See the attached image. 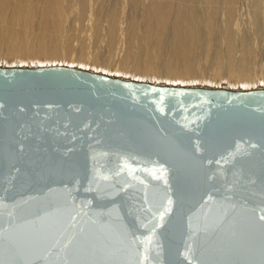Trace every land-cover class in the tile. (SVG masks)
Instances as JSON below:
<instances>
[{
    "label": "water",
    "instance_id": "water-1",
    "mask_svg": "<svg viewBox=\"0 0 264 264\" xmlns=\"http://www.w3.org/2000/svg\"><path fill=\"white\" fill-rule=\"evenodd\" d=\"M262 215L263 85L0 63V264H264Z\"/></svg>",
    "mask_w": 264,
    "mask_h": 264
},
{
    "label": "bare ground",
    "instance_id": "bare-ground-1",
    "mask_svg": "<svg viewBox=\"0 0 264 264\" xmlns=\"http://www.w3.org/2000/svg\"><path fill=\"white\" fill-rule=\"evenodd\" d=\"M90 1L91 0H0V63L6 64L8 63L7 60H9L11 61V64L9 65H12V63L14 62H18L22 65H24L25 63L28 64L38 63L41 65L43 62L45 64L48 63V61L50 62L49 64L58 63V62H53V60L54 61L68 60V64L66 65H70V64L73 65V63L75 62L74 60H76L78 64L84 65L83 64L84 58L89 57L91 59L90 55H94V54H90V55L89 53L88 55L86 54L87 45L85 44H87V42L83 41L80 38V36L83 35L86 31L88 32L90 28V30H92L90 32L91 33L93 32L94 33L93 35L96 36L94 39L98 38L99 35H101L102 37L106 36L108 38L107 41L108 45L107 43L106 45L107 46L110 45L112 46V48H113V44L115 45L117 43L118 39L120 38V35L121 34L123 35L124 33L123 36H125L124 38L126 39V44H127L125 48L126 52H124L125 54L123 53L124 56L120 60L118 66L121 75L123 74L124 77L129 76L128 78H132V79H138V80L150 79V81L155 80L159 82L161 79H164L161 81L168 83H176V84L187 83L188 85L191 82L193 83V81H197L198 79L200 80V78L203 79V77H205L204 78L205 80L210 79V81L212 80L213 83L214 80L215 82L218 80V82H216V84L218 85L220 83L221 84L227 83L229 86L237 87V88H241V87L248 88L249 84L252 83L255 79V75L253 74L252 71H250L251 68L249 69L248 67L249 65L246 66L245 65L246 63L243 62V60L237 61L241 57L236 55L235 53L236 49H234L235 46L233 43V37L231 35V33L234 34V32L233 31L231 33L228 32L229 31L228 28L230 25H227V28L225 27L228 31H226L225 28L223 29L225 30L224 33L222 29L220 31L217 30L218 32H222L223 35L225 34L223 37L224 39L219 37V34L221 33L219 34L217 33L218 34L217 36V34L215 33L216 31H214L216 25H213L215 24L213 23L214 22L213 15L219 14V12L217 13V10H219L221 13V11H224L223 9L226 8L225 9L226 11L223 12V13L226 12V18H225L226 20L225 19L223 20L225 21L228 20V22H226L228 24H230V20L233 21L232 18L230 19V17H232L231 15L233 14L232 12L234 11L232 10V7L235 4V1L233 0H226L227 2L222 1V2H226L227 4V6L223 5V7L225 8L222 9L218 8V6L220 5H218L217 0L216 3H214L215 6H213L214 5L213 2H215V0L214 1L201 0L203 2V5L201 3V6L199 4L200 2L199 0L196 3L199 4L198 5L199 7H205L203 8L205 11L203 10L204 13L198 12V14L195 13V11L193 10V7L195 5L194 3L196 0H148V1L146 0L147 3L146 1L143 0L145 3L143 4V6H140L142 5L141 4L142 0H128L129 2H131L129 4L130 5L132 4V7L134 8L131 11V12L134 11V13L133 14L131 13L130 14L131 16L128 18L129 20H126V22L128 23H126L122 17L123 12L126 14L125 11L121 12L122 18H120L119 16L120 9L116 5V2H120L119 0L116 1L115 4L112 3L114 4L113 6H111L112 4H110V8H107L108 6L106 5L107 4L106 2L108 1L109 4L110 0L107 1L105 0V2L100 0L103 3V5H106V9L105 6L103 7L100 4H99L100 6H98V4L95 5L98 6L95 9V6H93L94 1L92 3ZM110 2H112V0ZM122 2L124 1L122 0ZM122 2H120L118 5L120 4L123 5ZM96 3L97 2H94V4ZM124 5L122 7L120 6L121 10L124 8ZM89 6H92L94 8H90ZM140 7H142L141 8L142 11L138 10L140 9ZM214 7L217 9L215 11L216 13L214 12L215 10ZM91 9L93 10L95 9V12H92ZM198 9L200 11V8ZM126 11L128 12L129 10ZM200 13L201 16H203L202 14H204L202 19H200L201 17L200 18L198 17ZM125 14H123V16H125ZM125 17H127V15ZM119 18L122 19V22L124 21L127 24V25L125 24L124 26L125 28L123 27L124 29L120 27L121 26L120 24L122 22L121 23L119 22L121 21L119 20ZM86 19L91 24L90 25L87 23V27L88 25L90 26L88 30L87 28L84 29L80 25L81 23L80 24L78 23V22H83L84 24L85 22H88L85 21ZM103 20L105 23H107L106 29H103L104 25L102 26V29L106 31L105 35L102 33L104 31H101V24H103L102 23ZM215 22L217 23L216 20ZM75 23H78L79 25L76 26ZM235 23L237 22L235 21ZM79 26L81 27V29L83 28V31H78V32L81 33L83 32V33L82 34L77 33V35L80 34L77 37L75 33L77 32V30H80L79 28H77ZM213 33H215L216 35ZM222 34L220 36H222ZM237 34L238 33H236V35ZM88 35L86 36L91 38L92 34H88ZM213 35L217 37L216 39L220 38L219 40L221 39L225 40V41H219L220 44L217 43V45L219 44L220 46H221V42H223V44L225 43L224 45L225 47L222 45L221 48L222 50H219L217 46L215 48L216 50L218 49L217 52H214L216 51L215 49L214 51L212 50L215 47L213 43L211 45V41H213L212 37L214 38ZM250 35L251 34H249V37ZM107 38L104 39L106 40ZM73 39L79 41V43L77 42L78 45H76V47L73 45L74 42ZM216 39L214 40L215 43L216 41H218ZM87 40H89V38ZM123 40L124 39L122 38V40L120 39L119 41H123ZM100 41L96 44L100 45ZM241 41L247 42L248 40L246 41L243 39ZM235 42L237 41L235 40ZM248 46L245 47L243 46V47L244 49L246 47L249 49L245 51L251 52L250 51L251 46L249 47ZM239 47L240 44L238 48ZM244 49H242L241 51L243 52ZM74 50H76L75 52L77 53L76 57L75 55L74 57L70 55ZM238 50H240V48ZM210 51L213 53V56H215L216 65L214 64L215 66L213 67L212 70L213 75L207 78L208 76H203L202 75L203 73L199 74L200 71H204L205 69V67L203 66L199 67V66L202 65V63H204L203 61L206 58L207 60L213 59L212 58L213 56H211L212 53ZM208 55L209 57L211 56L210 58L212 59L210 58L208 59L207 57ZM94 56H92L93 57V61H91L92 66H90L89 68L93 67L92 70L99 68L96 70H100L101 68H103L101 67V65H103L104 62L102 59L99 58V56L98 58ZM204 57L205 59L203 60ZM17 58H19L18 61H16ZM3 60H6V62ZM100 60H102V62ZM207 60L205 61L206 63L208 62ZM215 60L212 61L214 62ZM105 65H107V63ZM105 67L103 69H105ZM112 67L109 66L110 69H112ZM200 68L203 69L200 70ZM254 69L256 70V68ZM107 70L106 73L111 72L109 70L107 72ZM113 70L116 71L117 70L116 67ZM258 73L256 72V76L258 75ZM261 73L262 72H260L259 74ZM128 74H134V75L130 76ZM147 75L148 76L150 75L149 78L148 77L144 78ZM260 76L264 78L263 73ZM263 78L262 81H264ZM223 79L226 81L223 82L222 81ZM196 83L197 82H194V84ZM197 84H199V82ZM263 84L258 83L255 84V86L263 85Z\"/></svg>",
    "mask_w": 264,
    "mask_h": 264
},
{
    "label": "rangeland",
    "instance_id": "rangeland-1",
    "mask_svg": "<svg viewBox=\"0 0 264 264\" xmlns=\"http://www.w3.org/2000/svg\"><path fill=\"white\" fill-rule=\"evenodd\" d=\"M97 2L96 4H94V2ZM100 1V0H99ZM98 0L97 1H95V0H91L90 2L92 3L93 2V6H95V5H97L98 4V6H105V9H106V5L108 6L107 8H110V4H112V3H114L115 4V2L116 1H118V0H112V2H110L109 1V4H108V1L105 3L106 5H103V3L101 2V1H103V2H105V0H101L100 2H99ZM120 2H122V0H119ZM124 2H122L123 3V5H124V8L123 9H126V10H129L128 12L126 11V10H121V7L123 6L122 4H120V5H118L120 2H116V5L119 7V16H120V18H122L123 17V19H124V21L126 22V20H129L128 18L131 16L130 14L132 13H134V11L133 12H131L132 11V9H134L133 7H132V4L130 5L129 3H131V2H129L128 0H123ZM144 1H146V0H144ZM144 1L142 0V2H141V4L142 5H140V6H143V4H145L144 3ZM148 1V0H147ZM147 1H146V3H147ZM199 0H196L195 1V5H194V7H193V10L195 11V13H197L198 14V12H201V13H204V9L203 8H205V7H199L198 5L200 4V6H201V3H202V5H203V2L200 0V2H199V4L198 3H196V2H198ZM214 1V0H213ZM222 1H226V0H217V2H218V5H220V6H218V8L220 9H222V8H225V7H223V5L224 6H227V4H226V2H222ZM233 1H235V4H234V9H233V7H232V10H234L232 13V17H230V19L232 18L233 19V21L232 20H230V24H228V23H226V22H228V20L227 21H225L226 19V12L225 13H223L224 11H226L225 9H223L224 11H221V13L223 14H221L220 13V11L219 10H217L215 7H214V12L217 10V13L219 12V14L217 15V14H214L213 15V20H214V22L213 23H215V24H213V25H216L215 26V30L214 31H216L215 33L217 34H219V33H221L222 34V32H218L217 30H221L222 29V31H223V33L225 32V30L226 31H228V32H234V34L233 33H231V35H232V37H233V43H234V49H236L235 50V53H236V55H238V56H240L241 58H239V60H237V61H241V60H243V62H245L246 64V66H248L249 67V69H250V71H252L253 72V74L255 75V79H254V81L252 82V83H250L249 84V87L251 86V88L253 87V86H255V84H258V83H264V81H262V78L263 77H261L260 75L263 73L264 74V0H233ZM219 2H221V3H219ZM214 3H216V0H215V2H213V4ZM224 3V4H223ZM100 4V5H99ZM114 4H112L111 6H113ZM253 4V5H252ZM90 5H92V4H90ZM129 5V6H128ZM222 5V6H221ZM232 5H233V3H232ZM258 5V6H257ZM98 6H95V9H96V7H98ZM116 6V7H117ZM121 6V7H120ZM213 6H215V4L213 5ZM217 6V5H216ZM236 6V7H235ZM90 8H94V7H92V6H89ZM129 7V8H128ZM132 7V8H131ZM90 8H89V10H90ZM142 7H140V9H138L139 11L141 10L142 11V9H141ZM197 8V9H196ZM198 8H200V11H199V9ZM202 8V9H201ZM95 9L93 10V9H91L92 10V12H95ZM98 9V8H97ZM202 10V11H201ZM204 10V11H203ZM123 11H125L126 12V14L123 12ZM139 11H137V12H139ZM236 11V12H235ZM254 11V12H253ZM260 11V12H259ZM121 12H123L122 13V17H121ZM201 13H200V15L198 16L200 19H202V17L204 16V14H202L203 16H201ZM216 13V12H215ZM123 14H125V16L127 15V17H125V16H123ZM224 14H225V17H224ZM234 14H235V16H234ZM253 14V15H252ZM129 15V16H128ZM217 15V16H216ZM216 17V19H215V17ZM125 17V18H124ZM254 17H255V19H254ZM119 18V20H121V21H119L120 23L122 22V19H120ZM222 18V19H221ZM237 18V19H236ZM223 19H225V20H223ZM215 20L217 21V23L215 22ZM85 21H88L87 19L85 20ZM84 21V22H85ZM122 22L119 26L120 27H124L125 26V24L126 23H128V22ZM224 21V22H223ZM234 22V23H232V22ZM235 21L237 22V23H235ZM257 22V23H256ZM84 29L85 28H87V30H88V28L90 27L89 25H88V27H87V23L88 24H90V22L88 21V22H85L84 24H83V22H78ZM78 23H75L76 24V26L77 25H79ZM102 23L103 24H101V31H104V32H102L104 35L106 34L105 32V30H103V29H106V24L107 23H105L104 22V20L102 21ZM224 23H226V24H224ZM231 23H232V26H231ZM222 24V25H221ZM85 25H86V27H85ZM91 25V24H90ZM104 25V28L102 29V26ZM127 25V24H126ZM223 25H225V26H223ZM227 25H230L229 26V28H228V30L226 29L227 28ZM234 25V26H233ZM252 25H254V26H252ZM217 26H220V27H217ZM223 26V27H222ZM237 26V27H236ZM251 26V27H250ZM226 27V28H225ZM232 27V28H231ZM234 27H236V28H234ZM76 28V27H75ZM77 28H79L80 30H77V32L75 33V35H77V33H80V34H82L81 32H78V31H83V28L81 29V27L79 26V27H77ZM76 28V29H77ZM125 28V27H124ZM123 28V29H124ZM217 28V29H216ZM225 28V30H223ZM258 28V29H257ZM70 29H71V27H70ZM121 29V28H120ZM236 29V30H235ZM239 29V30H238ZM253 29V30H252ZM122 30V29H121ZM231 30V31H230ZM84 31H86V30H84ZM90 31H92V30H90V28H89V30H88V32H90ZM249 31V32H248ZM87 31L84 33V34H86V35H88V34H92L91 35V38L90 37H88V36H90V35H88V36H86V35H81L80 36V38L83 40V41H85V42H87V44H85V45H87L86 46V50H87V55H88V53H89V55L90 54H94L97 58H98V56H99V58L100 59H102L103 60V65H101V67H105V66H108V64H109V66L110 67H112V69H110L109 68V66L108 67H105V69L107 70L108 68L110 69H108L109 71H111V72H108V70H107V72L108 73H106V70L105 69H103V68H101L100 70H96V69H99V68H96L95 69V71H101V72H104L105 71V73L106 74H109V73H111L112 74V72L114 71L113 69H115V67H116V71H114L113 72V74L112 75H114V76H116L117 74V76H121V77H124V75L122 74L121 75V73H120V70H119V68H118V66H119V63H120V60L123 58V56H124V52H126V46H127V44H126V39L124 38L125 36H123L124 35V33H123V35H122V37H121V35H120V38L118 39V41L121 39L122 40V38L124 39L123 41H119V43H118V41H117V45L115 44H113V48H112V46H107L108 45V38L106 37V36H101V35H99V37L98 38H96V39H94L96 36L95 35H93L94 33L92 32H90V33H88ZM254 32V33H253ZM257 33V35H256V33ZM88 33V34H87ZM215 33H213V34H215ZM236 33H238L237 35H236ZM80 34H78V35H80ZM101 34V33H100ZM102 34V35H103ZM215 34V35H216ZM218 34H217V36H218ZM221 34H219V37L220 38H223L224 37V35L222 34V36H220ZM247 34V35H246ZM249 34H251L250 35V37H249ZM78 35H77V37H78ZM215 35H213L214 36V38L212 37V39H213V41H211V45H212V43L215 45V47H214V45H213V49H212V46H211V49L214 51V49L216 48V46H217V48L219 49V50H222L221 48H222V45L224 46L225 45V43L223 44V42H221V46L219 45L220 44V42L219 41H225V40H219L220 38H218V39H216L217 37H215ZM256 35V36H255ZM243 36V37H242ZM93 37V38H92ZM245 37V38H244ZM248 37V38H247ZM89 38V40H87V39ZM101 39V41H100V39ZM104 38H107L106 40L104 39ZM247 38V39H246ZM249 38H250V40H249ZM94 39V40H93ZM103 39V40H102ZM218 40V41H216V43L214 42V40ZM224 39V38H223ZM248 40L247 42H243V41H241V40ZM253 39V40H252ZM96 40H99L100 41V45H98V44H96V43H98L99 41H96ZM235 40L237 41V42H235ZM239 40V41H238ZM73 45L76 47V45H78V43H79V41H76V39H73ZM241 41V42H240ZM78 42V43H77ZM84 42V43H85ZM89 42H91V43H89ZM94 42V43H93ZM105 42V43H104ZM250 42V43H249ZM106 43H107V45H106ZM125 43V44H124ZM217 43H219L218 45H217ZM242 43H244V44H242ZM248 43V44H247ZM119 44V45H118ZM236 44V45H235ZM239 44H240V50H238L239 48H238V46H239ZM249 44H251V45H249ZM98 45V46H97ZM123 45V46H122ZM251 46L250 47V51L251 52H249V51H245V50H249L247 47V49L245 48L244 49V47L245 46ZM107 46V47H106ZM242 46V47H241ZM244 46V47H243ZM248 46V47H249ZM98 47V48H97ZM108 47H109V49H108ZM225 47V46H224ZM223 47V48H224ZM98 49V50H97ZM218 49L216 50V51H214V52H217L218 51ZM242 49H244L243 50V52L241 51ZM253 49H255V50H253ZM77 50V49H76ZM76 50H74L70 55L72 56V57H74V55H75V57H76ZM211 50V51H212ZM210 51V52H211ZM212 51V52H213ZM237 51V52H236ZM239 51V52H238ZM211 52V53H212ZM246 52V53H245ZM248 52V53H247ZM124 53V54H123ZM211 53H209V54H211ZM234 53V54H235ZM239 53V54H238ZM251 53V54H250ZM244 54V55H243ZM249 54H250V56H249ZM256 54V55H255ZM94 55H90L91 56V59L89 58V57H87V58H84V60H83V64L84 65H82V64H78V62L76 61V60H74L75 62L73 63V65L72 64H70V65H72V66H75V67H77V66H79V67H82L83 69H91L92 70V68H89L90 66H92V62L91 61H93V57L92 56H94ZM236 55H235V57H236ZM253 55V56H252ZM94 56V57H95ZM211 56H213V53L211 54ZM210 56V57H211ZM243 56V57H242ZM252 56V57H251ZM102 57V58H101ZM208 57V59L210 58L209 57V55L207 56ZM251 57V58H250ZM89 58V59H88ZM107 58V59H106ZM213 58V59H212ZM212 58H210V59H212V60H215V56H213ZM18 59L19 58H17L16 59V61H18ZM75 59V58H74ZM88 61H87V60ZM205 59V57L203 58V60ZM99 60V59H98ZM102 60H100L101 62H102ZM106 60V61H105ZM202 60V59H201ZM207 60V58L203 61L204 63H202V65H200L199 67H201V66H203V67H205V69H204V71H200V70H202L203 68H200V72H199V74H202L203 76H208L207 78H209L211 75H213V67L216 65L215 63H216V60L213 62L212 60H207L208 62L206 63L205 61ZM3 61H5L6 62V60H3ZM86 61V62H85ZM7 62L8 63H6V64H11V61H9V60H7ZM47 62V61H46ZM53 62H58V63H64V64H68V60H65V61H54L53 60ZM85 62V63H84ZM251 62V63H250ZM48 63H50L49 61H48ZM107 63V65H105ZM212 63V64H211ZM248 63V64H247ZM256 63V64H255ZM42 64H45L44 62L42 63ZM41 64V65H42ZM47 64V63H46ZM204 64H205V66H204ZM210 64V65H209ZM215 64V65H214ZM253 64V65H252ZM255 64V65H254ZM263 64V65H262ZM85 65H87V66H85ZM208 65V66H207ZM213 65V66H212ZM250 65H251V67H250ZM207 66V67H206ZM210 66H211V68H210ZM254 68H256V70L254 69ZM103 69V70H102ZM94 70V69H93ZM113 70V71H112ZM207 70V71H206ZM209 71V72H208ZM256 72L258 73H260V72H262L261 74H259L258 73V75L256 76ZM115 73V74H114ZM120 73V74H119ZM110 74V75H111ZM161 74V73H160ZM210 74V75H209ZM128 75H134V74H128ZM150 76V75H149ZM149 76L147 75L146 77H144V78H149ZM125 77H129V76H125ZM124 77V78H125ZM133 77V76H132ZM257 77V78H256ZM205 77H203V79L202 78H200V80L198 79L197 81H193V83L191 82V83H189V84H194V82H199V84L201 83L202 84V82H203V85H204V83H205V85H209V84H212V85H214V86H217L218 84H216V82H218V80L215 82V80H214V83H213V81L211 80L210 81V79H207V80H205L204 79ZM261 78V79H260ZM202 79V80H201ZM260 79V80H259ZM264 79V78H263ZM145 80H148V79H145ZM150 80V79H149ZM161 80H164V79H161ZM160 80V82H162ZM155 81V80H154ZM210 81V82H209ZM223 82H225L226 80H222ZM262 81V82H261ZM164 82V81H163ZM196 83V84H197ZM255 83V84H254ZM179 84V83H178ZM216 84V85H215ZM221 84V83H220ZM219 84V85H220ZM184 85H188L187 83L186 84H184ZM263 86H264V84H263ZM248 87V88H249ZM243 88H247V87H243Z\"/></svg>",
    "mask_w": 264,
    "mask_h": 264
},
{
    "label": "snow or ice",
    "instance_id": "snow-or-ice-1",
    "mask_svg": "<svg viewBox=\"0 0 264 264\" xmlns=\"http://www.w3.org/2000/svg\"><path fill=\"white\" fill-rule=\"evenodd\" d=\"M168 211H170V209L167 208V207H165V208H164V212L159 213L160 217L163 218L164 213H165V212H168ZM260 220H261V221H264V215L260 216ZM154 227H157V228H158V227H160V224L157 223V224L154 225ZM70 243H71V241H69V244H70ZM64 247L67 248V247H68V244H65Z\"/></svg>",
    "mask_w": 264,
    "mask_h": 264
}]
</instances>
